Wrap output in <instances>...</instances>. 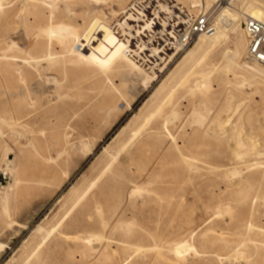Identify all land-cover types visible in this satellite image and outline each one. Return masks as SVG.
Here are the masks:
<instances>
[{
	"label": "rangeland",
	"instance_id": "rangeland-1",
	"mask_svg": "<svg viewBox=\"0 0 264 264\" xmlns=\"http://www.w3.org/2000/svg\"><path fill=\"white\" fill-rule=\"evenodd\" d=\"M20 1H3L0 58L13 42H27L18 25ZM134 1L78 0L72 6L76 18L68 19L82 33L93 18L115 27ZM174 1H166L168 11L161 16L167 30H174L170 22L182 11L191 19L206 14L225 35L193 57L188 53L199 36L187 47L172 41L171 57L150 74L149 83L138 71L108 68L111 63L99 68L91 59L87 64L94 76L83 65L55 62L28 75L27 65L0 59V119L6 121L9 107L23 114L33 110L37 117L31 129L23 130L0 120V177L8 162L17 172L11 188L0 187V264H264V83L250 76L249 68L258 65L245 59L244 19L226 26L231 14L252 11L234 0L209 2L207 9L193 7L191 0ZM139 56L134 57L145 67ZM199 57L204 61L196 68ZM9 64L20 66L14 71ZM206 78L205 94L194 82ZM36 84L43 95L30 90ZM171 91L165 113L177 112L175 125L170 122L167 130L160 119L119 159L114 182L102 191L96 187L86 205L78 204L86 184L139 124L135 117L142 119L156 99ZM42 102L49 103L48 109H42ZM195 108L204 115L200 126L190 116ZM249 120L259 152L233 160L229 135L238 130L244 136ZM234 168L240 170L239 178L233 176ZM44 172L47 182L36 186ZM240 177H248V184L234 185ZM237 226L245 233L239 235ZM94 236L101 240H88Z\"/></svg>",
	"mask_w": 264,
	"mask_h": 264
},
{
	"label": "bare ground",
	"instance_id": "bare-ground-1",
	"mask_svg": "<svg viewBox=\"0 0 264 264\" xmlns=\"http://www.w3.org/2000/svg\"><path fill=\"white\" fill-rule=\"evenodd\" d=\"M3 1L4 0H0V14L5 12ZM76 1H78V0H22V1H20L22 3V4H20V6H22V8L20 7L21 13L18 16L19 17L18 25L23 30L22 31L23 34H21V36L23 35L25 37V39H27V42H25V45H23L22 43L13 42L12 45L8 48V50L5 51V53L7 52L6 54L3 55L4 52H1V55L3 56V58H0V59L2 61L13 62V63L17 62V63H20L21 65H27V67L31 69V70H29L28 75L33 74L34 72L40 71V69L48 66V62H55V63H58V65H62V67H67L68 64H71L73 66L83 65L86 67V68H84V71L85 72L90 71V76H94L95 71L91 70L90 66L87 64L88 60L91 59L93 61V63L96 66H98L99 68H102V66H105L108 63H111V65L108 68H113V67L119 68V69L128 68L129 70L138 71V72L142 73V75L144 76L145 82L149 83L151 78H152V76H150V74L155 75L159 71V69L164 65L162 62L165 59V57H169V58L171 57L170 54H171V51L173 50L174 44L171 45L170 40L175 37V32H174V30H170V29L167 30L165 27H163V28L160 27L159 23H158L159 20L163 22L162 17L165 16V14L163 12L168 11L167 7L165 6V4L168 5V2H166L168 0H164V4H161L160 1L152 2V7H154L153 17H149L147 20L139 21L140 20V14L142 13V9H134L133 10L132 5H131L127 8L126 11H124L126 13V15H124V19L118 21V23L116 24L115 27L109 26L108 24L104 23L103 21L99 20L98 18H96V19L93 18V24L92 23H91V25L89 24L87 27V30L83 33L80 31L78 23H76L75 21L74 22L71 21L72 19L76 18V14L74 12V9L72 8V6L75 3H77ZM102 1L104 2V0H102ZM206 1L207 2L205 3L204 0H191V3L193 5V7L198 8L199 6H203V8L207 9V7L210 5L208 3L214 2L216 0H206ZM234 2H236V4L238 3L246 11H249V10L252 11V14H250V15L245 14L244 16H240V17H239V15H232L231 14L232 18L229 19V21L227 20L228 22L226 21L227 22L226 26L228 28L238 26L240 21L243 19H244V21L249 20V19L257 20V21H264V0H234ZM60 5H64V8L62 10L59 9ZM231 5H232V3L230 4V6ZM171 6H173V9L175 8V5L171 4ZM179 11H180V9H179ZM224 12L228 13L229 7H225ZM241 13H243V12L241 11ZM68 18H72V19L70 20ZM142 21L147 22V24H144ZM136 22L138 24H135ZM215 24H216V22H215ZM216 26L217 27H215L216 29L211 36H209L208 34H205V35H200L198 37L199 38L198 43L189 51L188 56L193 57L197 50L200 51V50H203L204 48H208L209 46H211V43L213 41H216V39L218 40L219 37H222L225 35V33L223 34V32L225 30L224 31L220 30L218 25H216ZM153 27H154V30H152V31H154L155 33L150 36L149 40L146 41V37H144L139 31L141 29L146 30L148 28H153ZM120 30H123L122 31L123 33ZM157 30H159V32ZM22 32H20V33H22ZM9 36L10 35H8V37ZM16 36H17V32H16ZM135 39L140 40V41H137L138 43H140L139 49H137V50L134 49L135 48L134 44H136L134 42ZM23 41H24V39H23ZM213 44H215V43H213ZM31 45H33V47H31ZM38 45H41V47L38 48ZM175 45H176V43H175ZM36 46H37V48H36ZM177 47H178V45H177ZM13 51H14L13 54H15V55H13L11 53ZM137 51H139L140 53ZM141 54L144 55L145 59L144 60L141 59L140 58L141 56H139V58H140V60H143V63H147L145 67L148 66V68H145L143 66V64H140L139 61L137 60V58L134 57L135 55L138 56ZM236 55H238V54H236ZM201 61H204V59L202 60L200 57L196 58L194 60V66L197 68V66L201 63ZM20 64H9L8 67H9V69H12L15 71L17 68H19ZM258 66L249 68L251 79L260 78V80L264 83V69H262L261 66L260 67H258ZM208 73L211 74L210 71H208ZM134 74H135V72H134ZM187 75H189V74H187ZM200 75L202 76V73ZM206 75L205 76L203 75V76L206 77ZM161 76H162V74H161ZM181 79L183 81L184 78H181ZM185 80L187 81V79L185 78L183 82H185ZM55 81H56V79H55ZM155 81H157V80H155ZM182 81L179 80V82H182ZM201 81L202 80H200V82L195 81L194 82V88H196V89L198 88V89H200V91H204V93L206 94L207 93V87H208L207 78H206V80L203 79V81L202 82ZM37 84L32 86V88L30 90H32V91L35 90L36 93H37V90L42 91L43 89H38ZM78 84H79V82L75 81L74 86L77 87ZM176 84L178 85V83H176ZM182 84L183 83L179 84V86ZM38 85L40 88V84H38ZM244 85H243V87H244ZM165 86L166 85H162L160 88H158L157 92H155V95L153 97H151L150 102L154 101V98H156L155 96H158L157 94H159L160 91ZM23 91L24 90L21 89L19 96L24 97V95H26ZM41 91H40L41 94L45 93V90H43L42 92ZM172 91H174V90L172 89ZM172 91H171V93L168 92V93L164 94L163 97L156 99V101L154 102V107L148 113H146L142 119H140L139 117H135L136 119H134V120H140V121H138L139 124L138 125L134 124L135 127L131 130L129 137H127V139L122 141V143L120 144L117 151L115 153L111 154L110 158L104 163V165H102V167L100 168L98 173L86 184L85 189L83 190L81 196L79 197L78 204L86 205V203H88V201L91 200L93 198V196L96 195V193L93 192V190L96 187L101 188L100 191H102L104 185H106L110 182H114V180L116 179V174L117 175L119 174L118 169H120V166H121L119 159L123 155H125L127 153V151H129V146L132 145V143H134L135 141H137L139 139H142L144 137V134L149 132L150 130H152L154 128V126H158L160 119L162 121V124H159V125L165 126L167 130L169 129V128H167V125H169L170 122L172 123L173 120H175V121L178 120V119H176L178 114L175 110H171L169 114L165 113L166 108L170 104V101L172 98ZM135 96H136V94H135ZM48 104H49L48 102H42V104H41L42 109L43 108L48 109L47 108L49 106ZM169 107H170V105H169ZM33 113H34V111L30 110V111L24 112V114H23L22 110H17V107L15 109L12 107L11 108L9 107L7 110L6 121H4L3 119L2 120L4 121V124L6 123L13 128L14 127H17V128L21 127V129L22 128H30V127H33L37 121V117H34ZM191 113L195 114V115L191 114L190 116L193 117V120H194V118H196L197 125L200 126L199 123L204 124L205 119H204V115L202 114V112L198 111L195 108L194 112H191ZM153 119H154V121H153ZM175 121H174V123H175ZM130 123H131V121H130ZM174 123H172V124H174ZM248 123H249V125H245V127H244V131H245L244 136H243V132L238 131V130H237V132L235 131L229 135V140H232L231 142L229 141V143H230V151H231V155L233 157V160L239 159L243 155L249 156L252 154H258V152H259V148H258L257 143L255 142L254 136H253V133H254L253 124L251 123L250 120L248 121ZM232 127H234V126H232ZM125 128L126 127L123 128V130H122L123 132L126 130ZM237 128H239V126ZM120 137H122V136H120ZM146 137H150V136H146ZM112 146H113V144H112ZM260 146H261V144H260ZM132 148L130 146V149H132ZM106 152H107V149H105V153ZM58 157H60V156H58ZM15 170H17V169H15ZM239 171H238V168H234L233 173L232 172L231 173L235 177V175L238 176ZM16 173L14 172L13 163L8 162L7 167H6L3 175L0 177V180L7 182V185L6 184L4 185V183L1 182L0 187L3 189H6V187L11 188L12 187L11 183H12V180L15 178ZM45 174L46 173L44 172L38 178L35 179L34 182H35L36 186H42L47 182ZM229 175H230V173H229ZM230 176H232V175H230ZM233 176H232V178H233ZM237 178H239V176ZM234 180H233V183H234ZM246 182L248 184V182H249L248 177H240V179L237 180L234 183V185H240V184L246 183ZM238 194L244 195L242 200H244L247 197L246 191L244 189H241L238 192ZM247 226L248 225H244L245 229ZM250 226L252 227V225H250ZM253 227H252V229H253ZM238 228H240V226H237L235 229H236V231H238V233L240 235V234H242V231H244V230H239ZM248 230H250V228ZM262 231H264V230H262ZM244 233H245V231H244ZM100 238H101L100 236H96L95 238H88V240L89 239H90L89 241L98 240V242H99ZM245 243H246V240H245ZM182 248H184L182 245L177 247V249L179 251H180V249L182 250ZM260 248L264 249V246H260ZM250 249L251 248L248 245L245 247V251H249ZM261 257H262V259H264V255H262Z\"/></svg>",
	"mask_w": 264,
	"mask_h": 264
},
{
	"label": "built area",
	"instance_id": "built-area-1",
	"mask_svg": "<svg viewBox=\"0 0 264 264\" xmlns=\"http://www.w3.org/2000/svg\"><path fill=\"white\" fill-rule=\"evenodd\" d=\"M159 1V0H156ZM153 0H135L132 9H142L140 14V20H147L149 17H153L152 7ZM156 5V4H155ZM144 24L147 22L142 21ZM141 23V22H140ZM159 26L163 28L162 21L159 20ZM174 26L175 37L170 38L171 45L176 43L178 46L187 47L191 45L195 39L200 35L212 34L215 31L214 26L209 20L206 14L195 16L193 19L188 18L183 12L176 15L175 20L170 22ZM135 24H138L137 22ZM137 27V26H136ZM153 28L141 29L139 32L146 37V41L149 40L150 36L155 32ZM121 32L123 30H120ZM159 32V30H157ZM244 32L247 38V49L245 59L249 63L257 64L264 67V22L257 20H246L244 21ZM123 33V32H122ZM121 33V34H122ZM138 35V34H137ZM139 39H135L134 49H139ZM139 52V51H137ZM133 54V53H132ZM137 56V55H135ZM139 56V55H138Z\"/></svg>",
	"mask_w": 264,
	"mask_h": 264
},
{
	"label": "water",
	"instance_id": "water-1",
	"mask_svg": "<svg viewBox=\"0 0 264 264\" xmlns=\"http://www.w3.org/2000/svg\"><path fill=\"white\" fill-rule=\"evenodd\" d=\"M0 182L4 183L5 181H1V180H0Z\"/></svg>",
	"mask_w": 264,
	"mask_h": 264
}]
</instances>
